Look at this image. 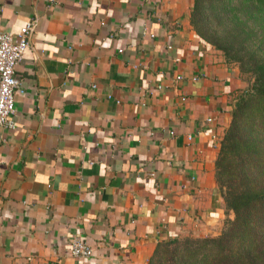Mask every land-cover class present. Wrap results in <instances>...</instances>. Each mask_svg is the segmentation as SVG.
<instances>
[{
    "label": "crops",
    "instance_id": "obj_1",
    "mask_svg": "<svg viewBox=\"0 0 264 264\" xmlns=\"http://www.w3.org/2000/svg\"><path fill=\"white\" fill-rule=\"evenodd\" d=\"M193 0H0L33 22L0 127V264H148L220 234V141L249 87L194 31ZM211 120V121H208ZM79 236L89 260L71 255Z\"/></svg>",
    "mask_w": 264,
    "mask_h": 264
},
{
    "label": "trees",
    "instance_id": "obj_2",
    "mask_svg": "<svg viewBox=\"0 0 264 264\" xmlns=\"http://www.w3.org/2000/svg\"><path fill=\"white\" fill-rule=\"evenodd\" d=\"M190 23L252 80L234 104L215 163L233 217L217 236L159 243L148 264H264V0H193Z\"/></svg>",
    "mask_w": 264,
    "mask_h": 264
},
{
    "label": "built area",
    "instance_id": "obj_3",
    "mask_svg": "<svg viewBox=\"0 0 264 264\" xmlns=\"http://www.w3.org/2000/svg\"><path fill=\"white\" fill-rule=\"evenodd\" d=\"M32 30L33 22H29L20 29L16 38L9 33H0V127L9 130L16 128L15 92L23 93L21 84L15 76V69L29 48V36ZM70 251L74 258L80 260H89L93 254V249L79 236L72 239Z\"/></svg>",
    "mask_w": 264,
    "mask_h": 264
},
{
    "label": "rangeland",
    "instance_id": "obj_4",
    "mask_svg": "<svg viewBox=\"0 0 264 264\" xmlns=\"http://www.w3.org/2000/svg\"><path fill=\"white\" fill-rule=\"evenodd\" d=\"M221 52V51H220ZM223 53V52H222ZM224 55V54H223ZM229 64H232V63H229ZM234 66H236L237 68H238V70H239V72H240V74H241V77L243 78V79H245L246 81H248V85L250 86V83H251V79H250V76L249 75H247V74H244V73H242L241 72V70H240V68H239V66L237 65V64H233ZM248 88V87H247ZM246 88V89H247Z\"/></svg>",
    "mask_w": 264,
    "mask_h": 264
}]
</instances>
